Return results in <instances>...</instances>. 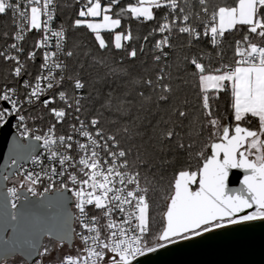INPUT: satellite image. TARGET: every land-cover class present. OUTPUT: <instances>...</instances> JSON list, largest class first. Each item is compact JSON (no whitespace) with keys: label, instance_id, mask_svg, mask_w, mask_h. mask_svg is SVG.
<instances>
[{"label":"snow or ice","instance_id":"1","mask_svg":"<svg viewBox=\"0 0 264 264\" xmlns=\"http://www.w3.org/2000/svg\"><path fill=\"white\" fill-rule=\"evenodd\" d=\"M118 2L111 0L110 4L102 6L101 0H84L79 16L102 19L99 22L76 19L73 27L86 26L94 34L100 50L109 47L102 31L112 33L114 49L127 50L128 58L134 60L137 49L128 50L129 45L124 43L133 39L131 32L116 31L121 27L122 19L130 14L136 20L151 21L155 18L153 9L166 7L173 19L169 20L165 15L164 22L153 30L161 35L154 45L159 53L153 57L154 61L159 63L162 57H167L164 49L171 48L170 38L174 31L187 34L190 44L201 39L202 33L189 23L191 15L185 12L180 0H136L126 9L121 8L113 18L109 13ZM199 3L205 6L203 11L208 14L207 0H199ZM262 10L264 0H237L235 6H220L204 23L203 36L209 37L214 47L219 46L226 31L237 25L247 27L243 40L236 42L238 59L234 64L221 63L212 68L196 56L185 58L195 69L192 75L198 80L202 109L208 117L200 131L210 129V135L208 143L196 153V158L201 161L196 170H179L162 197L165 201V210L161 213L163 227L158 235L151 237L152 244L149 245V192L152 187L142 172L143 169L151 170L149 160L142 158L139 149L130 159L133 148L123 147L116 133H106L100 126L99 116H92L88 123H85L87 117L81 119L80 116L88 111L82 101L91 103V97L83 94L86 83L79 73L85 69L92 54L85 52V60L79 62L76 74L66 75L69 71L66 60L77 54L66 45V30L50 27L55 13L54 0H24L23 7L20 0H0V15L11 12L18 28L13 39L23 41L26 32L42 31L36 48L45 49L40 75L34 82L22 80L21 87L28 90L24 99L14 87L5 85L0 89V128L9 118L15 117L19 134L28 137L31 129L26 122L29 117L22 109L37 103L47 108L56 102V97L48 95L42 101L41 97L55 89L59 101L66 105L65 108L49 109L56 123H62L68 115L67 110L71 109L79 122V126H70L72 133L84 138L81 142L72 134L56 136L55 125H52L45 134H33L29 143L18 145L17 156L10 162L13 170L0 173V218L13 233L5 238L0 230V257H4L0 264H8L7 256L17 251L29 258L40 257L35 264H44L43 257L48 256L51 249L41 242V237L52 238L61 247L65 243L71 246L76 239L80 241L82 247L76 248V254L66 255L58 260V264H135L138 257L177 242L227 226L264 220V46L252 42V35L264 39ZM53 39L55 50H48ZM143 39L147 41L148 37ZM9 47L17 53L23 51L18 43ZM36 56V51L29 52L28 59L34 60ZM0 57L16 62L13 75L18 80L24 76L25 66L18 55L8 54L6 49L0 52ZM91 64L106 67L99 60H92ZM107 72L112 76L124 74L123 69L116 67H108ZM162 73L164 68L157 73L155 82L149 78L142 84L153 91L159 89L156 102L166 105L170 103L173 89L170 83H164L166 77ZM66 80L72 82V96L63 88ZM229 90L234 125L223 124L212 117L211 100ZM138 95L143 101L152 102V97L146 96L143 90ZM111 102L109 97L106 103L110 106ZM187 116L186 110L173 109L157 136L162 145L173 142L181 150L193 147L192 144L185 145L183 137L176 131L183 126ZM253 118L258 120V130L242 124L250 123ZM160 123L158 121L153 127ZM129 131L123 129L125 135ZM31 139L39 142L46 151L47 164L42 161L41 154L36 153L37 143ZM20 161H31L39 171L24 168ZM231 170H242V179L239 174H233L230 180ZM45 180L48 183L41 192L38 185ZM5 181H11L13 186L5 189ZM230 182H238L240 187L230 188ZM65 192L70 193V198L64 195ZM69 205L74 206V212L69 210ZM70 221H75L80 231H76ZM22 264H28V261L24 260Z\"/></svg>","mask_w":264,"mask_h":264},{"label":"trees","instance_id":"2","mask_svg":"<svg viewBox=\"0 0 264 264\" xmlns=\"http://www.w3.org/2000/svg\"><path fill=\"white\" fill-rule=\"evenodd\" d=\"M101 2L102 6H105L110 4L111 0H101ZM135 2L136 0H119L116 5H113L110 13L115 18V14L121 8L126 9L129 4ZM83 3L84 1L79 0H59V13L68 28L70 47L77 54L70 58V72L72 75L76 74L79 62L85 60V52L92 54L85 69L79 73L86 83L85 96L91 97V103L88 100L82 101L88 109L83 114L88 118L99 116L105 131L116 133L123 147L133 148V157L130 159L134 158L136 150L139 149L142 158L148 159L152 166L150 171L142 170L151 181L152 187V191L149 192L151 232L148 238L152 244L151 237L158 235L163 227L161 213L165 210V201L162 197L167 194L179 170H195L198 167L201 161L196 158V153L208 143L210 135V129L205 128L203 132L200 131L201 126L206 125L208 117L202 109L198 80L192 75L195 69L185 58L190 59L196 56L202 63L206 66L211 65L212 68L218 55L225 61H234L238 57L236 42L243 40L247 27L237 25L236 28L226 31L218 47H214L205 39H199L190 44L187 34L174 31L170 38L171 48L164 50L168 53L167 57H162L157 63L153 57L159 53L154 45L161 35L153 30L158 29L164 22L165 15H168L167 9L165 7L153 9L155 18L151 21L136 20L128 14L122 19V25L117 30L124 31L125 34L131 32L133 39L124 43L129 45L128 50L132 47L137 49V57L132 60L128 58L127 50L114 49L112 33L102 31V37L109 47L100 50L94 34L86 26L73 27L74 21L81 18L79 11ZM180 3L185 8V12L190 13L191 20L197 24H204L205 21H209L211 13L218 10L220 6H235L237 0H207L208 14L203 11L205 6L201 5L199 0H187V3L185 0H180ZM168 18L173 19L172 15H168ZM145 36L148 37L147 41L143 39ZM8 38L4 33L0 36V49ZM252 42L264 46V39L257 38L255 35H252ZM141 46L143 51H140ZM92 60L102 61L106 67L92 65ZM108 67L123 69L124 74L112 76L107 72ZM9 68L10 65L3 57H0V81H5L3 75L5 70L9 71ZM161 68H164L162 74L166 77L164 83H170L173 89L170 103L166 105L156 102L160 94L159 89L153 91L142 84L143 80L149 78L155 82ZM141 90L146 96L152 97V102L143 101L138 95ZM109 97L112 101L110 106L106 103ZM102 105L104 107H101ZM211 106L212 117L218 118L223 124H226L228 120L231 124L235 123L230 90L221 92L217 99L211 100ZM176 107L188 112L183 126L178 127L176 131L183 137L185 145H193L190 150H181L173 142L162 145L157 139L164 128L163 122L169 119ZM158 121L161 122L160 125L154 128ZM242 124L254 129L259 128L256 118H253L250 123L242 122ZM124 128L130 130L127 135L123 132ZM43 244L51 249L49 259L53 260L62 255L59 253L61 246H58L56 241L45 238ZM21 261L24 260L21 258Z\"/></svg>","mask_w":264,"mask_h":264},{"label":"water","instance_id":"3","mask_svg":"<svg viewBox=\"0 0 264 264\" xmlns=\"http://www.w3.org/2000/svg\"><path fill=\"white\" fill-rule=\"evenodd\" d=\"M13 118H9L7 124L0 128V173L4 174L13 170L10 162L17 156L18 145L29 143L31 138L28 136L23 140L19 137L12 127ZM227 124H231L230 120ZM243 126L246 125L243 124ZM31 142L37 143L36 153H38L41 149L39 142H35L34 139H31ZM233 174H239L240 179L243 177L242 170H231L230 180ZM3 183L6 189L7 181ZM229 187H240V184L230 182ZM64 195L70 198V193L65 192ZM69 210L73 212L72 205H69ZM70 223L74 227V221ZM0 230L3 231L5 238L13 234L12 229L2 218H0ZM45 238L49 237H41L42 243ZM73 243L71 246L68 243L64 245L67 249H71ZM17 255L28 263L38 258H29L17 251L9 254L7 260ZM2 259L4 257H0V260ZM135 264H264V220L227 226L193 239L177 242L158 249L155 253L138 257Z\"/></svg>","mask_w":264,"mask_h":264},{"label":"built area","instance_id":"4","mask_svg":"<svg viewBox=\"0 0 264 264\" xmlns=\"http://www.w3.org/2000/svg\"><path fill=\"white\" fill-rule=\"evenodd\" d=\"M20 2H21V7H23L24 6V0H20ZM54 2H55V13H54V19L51 22L50 27L53 30H59L60 28H63L66 30V34H67L66 45L69 49H71L70 41H69L68 28H67L65 22L63 21V19L60 16V13H59V0H54ZM166 9H167L168 15H172V17H173V14L170 12V10L168 8H166ZM43 19H44V17H42V20ZM178 22H180V21H178ZM207 22L208 21H205V23H207ZM189 23H191L193 26H195L197 28V30L202 33L201 39H205L209 43H211V40L209 37L203 36V25L204 24H197L191 19H190ZM17 31H18V28L16 27V24L14 22V19H13L11 12H9L8 14L0 15V36L3 35V33H4L5 35H7L9 37L5 41V43L2 45L0 52L5 51L7 49L8 54L18 55L20 62L23 63L25 66V74L22 78H20L18 80L13 75L14 68L16 67V62L11 61V60H5L3 58L10 65V68H9V71L5 70V73L3 75L5 78V81L4 82L0 81V89H3V87L5 85H7L8 87H14V88H16L17 93L20 96V98L24 99V96L28 90L21 87L22 80L28 79L30 82H34L36 77L38 75H40V73L42 71L41 64L43 63V59H42L43 51L45 49H37L36 48L37 42L43 36L42 31L32 30V31L26 32L24 34L23 41H19V42L15 41L13 39V37L17 33ZM12 43H18L20 45V47L23 49V51L20 53H17L16 50L11 49L9 46ZM54 45H55V40L53 39L51 41L50 48L48 50L54 51L55 50ZM168 49H170V48L166 47L164 50H168ZM32 51L37 52V56L34 60L28 59V54H29V52H32ZM61 59H64V57H61ZM237 59H238V57H237ZM66 62L68 64V69H69V71H68V73H66V75H72L70 72V59H67ZM221 63L234 64L235 60L234 61H225L220 55H218L213 62V67L214 68L219 67L221 65ZM63 88L65 90H67V93L69 96L73 95L74 89L72 86V82L66 80L64 85H63ZM57 91L58 90H55V89L49 90L47 95L41 97V101L43 99H46L48 95H52V96L56 97V102L49 104L47 108H45L42 105V103H37V104H33V105H25L24 109H22V112L26 116L29 117V119L26 122L27 127L29 129H31V131L29 133V137H32L33 134L43 135L47 132V130L49 129L50 126L55 125V135L56 136H59V135L68 136V135L72 134V135H74V138H78L81 140V142H84V138L79 137L77 134L72 133V129L70 127L73 124H76L77 126H79V122L77 120H75V118H74L76 115V113L74 111H72L71 109H68L67 110L68 115L66 116V118L64 119V121L62 123H56L55 117L49 111V109H51V108L59 109V108H65L66 107V105L63 102L59 101L58 96H57ZM82 92L85 95L84 89L82 90ZM5 106H7V105H5ZM80 116H81V119L86 118V116L83 114V112L80 113ZM14 119H15V117L12 119L13 129L17 132V134L19 135V137L21 139L25 140V137L21 136L19 134V131L16 128L17 122ZM90 119L91 118L87 117V119H85V123H88V120H90ZM104 131H105V129H104ZM105 132L109 133L107 131H105ZM38 153L41 154L42 161L45 164H47L48 160H47L46 151L41 147V149ZM77 158H78V156H77ZM21 164L23 165L24 168H27L29 170L39 171V167L33 165L31 161H28L26 163L21 162ZM47 183H48V181L45 180L43 184L38 185V190L42 192L43 188L46 186ZM11 186H13L12 182L7 181L6 188L11 187ZM69 186H71V185H69ZM72 210H73V212L75 211L73 205H72ZM74 228L76 229V231H80L79 225L75 221H74ZM149 245H151L150 242H149ZM77 247H82V245L80 244V241L78 239H76L74 241L72 248L67 249V251L64 254H62L60 257L53 259V260L49 259L48 256L43 257L44 264H58V260H62L66 255H75ZM39 259H41V258L38 257L35 261H33L32 263H28V264H35V262Z\"/></svg>","mask_w":264,"mask_h":264},{"label":"rangeland","instance_id":"5","mask_svg":"<svg viewBox=\"0 0 264 264\" xmlns=\"http://www.w3.org/2000/svg\"><path fill=\"white\" fill-rule=\"evenodd\" d=\"M77 1V0H76ZM102 3V2H101ZM83 5V4H82ZM108 4H106L105 6H107ZM110 15H112L111 13H109ZM114 18V17H113ZM80 19H82V20H84V19H88V20H92V21H94V22H99L101 19H102V17H98V18H85V17H81ZM116 31H119V30H117L116 29ZM101 35H102V33H101ZM67 250V248H66V246H62L61 247V250L59 251V253L60 254H64L65 253V251ZM8 261V264H13V262H14V264H22V261H21V258H20V256H14V257H12V258H10V259H8L7 260Z\"/></svg>","mask_w":264,"mask_h":264}]
</instances>
